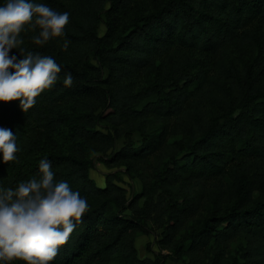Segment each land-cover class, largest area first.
I'll return each mask as SVG.
<instances>
[{"label": "trees", "instance_id": "16d2710c", "mask_svg": "<svg viewBox=\"0 0 264 264\" xmlns=\"http://www.w3.org/2000/svg\"><path fill=\"white\" fill-rule=\"evenodd\" d=\"M40 2L70 13L65 33L41 45L32 39L39 26L25 25L19 47L55 57L61 71L27 109L0 100V126L19 147L16 160L0 153V184L37 175L47 157L55 179L87 198L49 264H162L135 246L149 220L161 222L160 242L185 264H264V0ZM100 121L138 133L107 158L141 179L131 198L118 174L103 186L90 176V153L113 145ZM65 129L71 150L56 145Z\"/></svg>", "mask_w": 264, "mask_h": 264}, {"label": "clouds", "instance_id": "9594fccd", "mask_svg": "<svg viewBox=\"0 0 264 264\" xmlns=\"http://www.w3.org/2000/svg\"><path fill=\"white\" fill-rule=\"evenodd\" d=\"M68 11H58L40 0H2L0 2V100L19 98L27 109L37 95L56 81L61 65L55 57L27 51L19 46L20 35L28 28L39 34L32 39L44 44L65 33ZM69 41H64L67 48ZM23 55L18 57L11 50ZM73 81L71 72L64 83ZM19 151L16 134L0 126V153L3 161L16 160ZM87 198L67 180H56L52 161L42 157L38 174L21 180L15 187L0 184V264L19 258L27 264H49L88 209Z\"/></svg>", "mask_w": 264, "mask_h": 264}, {"label": "rangeland", "instance_id": "374dc122", "mask_svg": "<svg viewBox=\"0 0 264 264\" xmlns=\"http://www.w3.org/2000/svg\"><path fill=\"white\" fill-rule=\"evenodd\" d=\"M99 35H103L106 32L105 22H101L99 26ZM249 47H244L243 49V58L248 59L252 55L251 49ZM92 64L96 67L99 66L96 59H92ZM94 68V67H93ZM104 70V69H103ZM104 76L105 74V70ZM139 78V79H138ZM137 78V83L145 84L147 78H143L142 75ZM157 97L156 94H151L149 96L144 97L141 101L137 103L136 108L140 109L146 102L149 100H153ZM98 128L110 132L114 139L113 145L106 150L105 152H93L90 153V159L92 161V165L90 167V176L94 179V181L103 186L105 181L109 175L118 174L120 180L116 181L125 186L127 189V196L129 198L132 197L133 194L138 193L142 190V182L140 178L132 176L126 170L125 164L120 161H107V158H110L111 152L115 149H118L122 144L125 143L128 136H133L134 140L138 141V133L132 132L125 133L121 128L113 129V126H110L109 122L100 121L96 125ZM57 146L62 147L65 150H71L72 147V139L68 135V131L63 130L56 138ZM127 171V172H126ZM186 186H188L186 184ZM194 189L198 188L197 184H194ZM256 193V192H255ZM140 204H143L144 197L139 200ZM126 212V211H125ZM128 212V210H127ZM164 236L163 226L160 221H152L149 220L147 223V230L141 232L135 238V246L137 248L138 254L142 257H158L161 260L162 264H185L189 261V258L185 255L180 256L176 254L173 250L165 247L163 243L160 242V239ZM235 244V243H234ZM234 244L232 245L235 248ZM21 260L14 259L9 264H18Z\"/></svg>", "mask_w": 264, "mask_h": 264}]
</instances>
